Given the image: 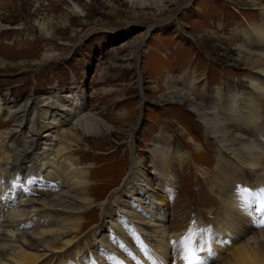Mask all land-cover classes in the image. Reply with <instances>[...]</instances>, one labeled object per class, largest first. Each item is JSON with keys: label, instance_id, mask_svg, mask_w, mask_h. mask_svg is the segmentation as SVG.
<instances>
[{"label": "rangeland", "instance_id": "rangeland-1", "mask_svg": "<svg viewBox=\"0 0 264 264\" xmlns=\"http://www.w3.org/2000/svg\"><path fill=\"white\" fill-rule=\"evenodd\" d=\"M263 11L264 0H0L1 104L78 91L82 111L111 128L102 135L66 133V166L71 174L74 169L85 171L95 206L82 214L83 230L73 234L70 250L50 264L96 260L106 241L100 234L107 233H94L103 220L96 204L120 187L132 156L142 160L163 203L166 227L177 237L165 255L151 251L143 257L155 256L153 264H183L180 241L191 230L193 245L204 246L200 256L211 255L209 264H226L233 249L214 226L220 204L215 187L218 150L188 102L172 101L170 95L175 94L172 87L191 85V98L208 104L213 97L252 93L255 69L252 59L241 58V30L247 24L264 26ZM44 52H51V59H43ZM259 104L264 109V101ZM5 114H0V131L11 127L10 121H2ZM238 131L253 137L246 129ZM159 142L169 153L160 162L167 166L162 186L150 168L153 144ZM180 147L187 151L185 158L178 153ZM223 164V178L228 173L233 183L239 180L254 192L261 181L254 170L230 160ZM5 185L0 182V189ZM259 200L264 204V198ZM246 228L247 237L259 230L254 224ZM116 253L120 260L133 259L121 247Z\"/></svg>", "mask_w": 264, "mask_h": 264}, {"label": "bare ground", "instance_id": "bare-ground-1", "mask_svg": "<svg viewBox=\"0 0 264 264\" xmlns=\"http://www.w3.org/2000/svg\"><path fill=\"white\" fill-rule=\"evenodd\" d=\"M241 37L244 41L239 45L241 58L252 59L255 69L252 93L221 99L213 97L208 104H201L191 98L195 90L188 85L183 90L172 87L175 94L170 98L179 103L188 102L198 123L204 126L207 138L217 147L220 164L215 171V187L220 204L214 226L227 239L225 244L233 249L231 258L225 263L264 264V212H260L264 204L259 200L264 198L261 195L264 190V155L261 154L264 152V109L259 104L264 101V26L247 24L241 30ZM51 56V52H44L43 59L49 60ZM80 97L76 91L54 93L22 103L0 102V114L6 113L2 121L11 123L9 129L0 131V182L7 183L3 190L0 189V264H50L55 261L57 255L68 251L76 239L73 234H81L82 214L95 206L88 195L91 183L83 178L85 171L74 169L71 174V168L66 166L70 144L66 133L80 130L84 134L102 135L108 134L111 128L95 114L82 111ZM27 122H31L28 131L32 134L23 130ZM239 129L248 130L253 137L238 133ZM186 152L180 147L178 153L185 158ZM151 153L152 178L162 186L167 178V166H161L160 162L167 160L169 153L161 142L153 144ZM174 155L180 157L177 152ZM228 159L235 165H247L254 170L261 180L254 192L239 180L233 183L228 173L225 178L221 176L225 168L223 162ZM141 164L138 156H132L120 187L105 201L96 204L103 212V220L94 233L102 229L108 233L100 234V239L106 241L101 242L96 260H70L59 264H153L155 256L147 259L143 255L151 251L165 255L169 251L177 237L166 227L163 203L155 195L151 178ZM9 171L14 173L8 175ZM72 189L77 192L73 194ZM243 189L250 194L242 196ZM112 208L114 215L110 211ZM253 209L258 211L253 213ZM248 224L256 225L259 230L247 237ZM119 247L133 257L132 261L118 258L116 249ZM210 257L201 256L205 264H209Z\"/></svg>", "mask_w": 264, "mask_h": 264}, {"label": "snow or ice", "instance_id": "snow-or-ice-1", "mask_svg": "<svg viewBox=\"0 0 264 264\" xmlns=\"http://www.w3.org/2000/svg\"><path fill=\"white\" fill-rule=\"evenodd\" d=\"M247 189L241 190V195H249ZM261 195H264V190H262ZM264 226V223H262ZM193 236L194 233L190 230L189 233L180 241V244L183 247L181 254V259L184 261V264H205V261L201 258L199 253L204 250L203 244L193 245Z\"/></svg>", "mask_w": 264, "mask_h": 264}]
</instances>
